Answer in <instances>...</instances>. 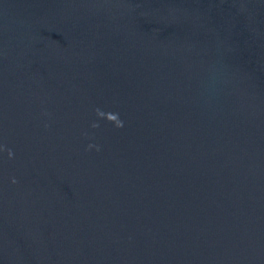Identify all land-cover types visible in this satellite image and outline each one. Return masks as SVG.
<instances>
[{
    "label": "water",
    "instance_id": "water-1",
    "mask_svg": "<svg viewBox=\"0 0 264 264\" xmlns=\"http://www.w3.org/2000/svg\"><path fill=\"white\" fill-rule=\"evenodd\" d=\"M0 264H264V0H0Z\"/></svg>",
    "mask_w": 264,
    "mask_h": 264
},
{
    "label": "clouds",
    "instance_id": "clouds-1",
    "mask_svg": "<svg viewBox=\"0 0 264 264\" xmlns=\"http://www.w3.org/2000/svg\"><path fill=\"white\" fill-rule=\"evenodd\" d=\"M96 115L98 117H103V118H106L107 120L109 121H114L115 122V127L116 128H121L123 127V121L119 119V114L118 113H105V112H102L100 111L99 109L96 110ZM99 125L96 124V123H93L92 124V127L93 128H96L98 127ZM89 147H92L91 145H89ZM13 155L12 151L11 150H8V156L9 158H11ZM12 183H16L15 179L12 180Z\"/></svg>",
    "mask_w": 264,
    "mask_h": 264
}]
</instances>
